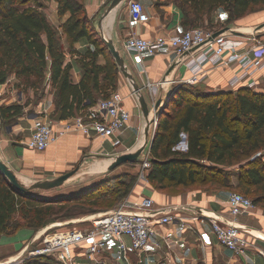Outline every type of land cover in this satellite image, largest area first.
<instances>
[{
	"label": "trees",
	"instance_id": "trees-1",
	"mask_svg": "<svg viewBox=\"0 0 264 264\" xmlns=\"http://www.w3.org/2000/svg\"><path fill=\"white\" fill-rule=\"evenodd\" d=\"M53 1L59 5L60 16L70 15L63 25L70 53L74 54V45L83 39L90 44L83 56L85 75L81 83L72 84L71 66H64L61 37L45 14L39 8L25 7L29 0H0V86L15 75L22 83L27 81L29 87L39 90L50 71L49 81L56 92V114L61 112L62 119L67 120L109 98L117 89L120 70L107 54L108 48L92 32V20L86 15L83 0ZM168 1L182 9L183 25L189 29L205 23L204 17L219 9L229 15L231 23L264 4V0ZM210 23L215 33L224 28ZM100 57L105 58V64H99ZM95 93L102 94V98L95 100ZM169 103L168 112L163 115L168 118L165 122L161 119L152 144L148 181L159 189L195 184L209 190L238 189L252 196L255 206L264 205V92L241 88L208 94L183 86ZM26 106L18 102L0 106L2 126L24 116ZM182 135L187 137L185 153L175 149ZM234 178L237 184H233ZM80 196L40 201L14 191L0 174V233L19 228L15 220L18 214L41 226L54 215L56 205L79 202Z\"/></svg>",
	"mask_w": 264,
	"mask_h": 264
},
{
	"label": "crops",
	"instance_id": "crops-1",
	"mask_svg": "<svg viewBox=\"0 0 264 264\" xmlns=\"http://www.w3.org/2000/svg\"><path fill=\"white\" fill-rule=\"evenodd\" d=\"M111 1L83 0L86 15L92 20V32L98 38L103 40L105 37L106 40L114 42L140 87H146L149 82H159L164 79L180 81L188 80L191 77L182 64L170 73V69L177 59L169 49L144 62L136 54L127 53L123 49L124 41L132 34L150 39L158 35L177 36L189 30L183 25L184 13L177 4L168 0H139L146 7L151 20L143 25H133L128 14L130 0H127L111 16L104 19V14ZM47 6L46 9L42 8L40 11L45 14L49 24L60 35L65 51L64 66H71L70 79L72 84L78 85L85 75L83 56L90 48V44L86 39L81 40L74 45L75 52L71 54L67 37L63 32V25L70 15L60 16L59 5L53 0H50ZM228 17L226 12L219 9L210 16L206 15L204 22L216 20L218 25L224 26L220 31L228 29L224 34L237 38L255 36L264 45V4L253 7L237 21L229 23ZM220 20H223L224 23L222 24ZM43 38L46 41V37L43 36ZM99 64H105L104 57L99 58ZM204 70L205 77L202 83L194 86L186 83L165 85L160 88L156 102L162 100L161 106L167 107L177 90L183 86L194 87L208 94L236 91L243 88L232 89L229 86L231 80L240 72L238 65L217 67L206 65ZM50 74V71L46 74V82L43 85L44 92L38 97L37 104L35 103L33 106L23 103L27 104L24 116L12 124L2 126L0 131V159L14 171L19 180L27 181L30 185L53 180L72 171L81 161H83L82 167L84 168L88 164L100 161L102 168L109 169L115 157L133 153L132 151L137 148L140 139L145 137L146 120L129 81L120 73L114 93L121 94L124 106L132 115L130 128L120 137L122 141L120 149L115 150L112 147L115 138L103 140L96 136L87 137L77 132L64 135L44 152L28 149L26 143L32 134L33 120L40 113L45 111L50 113L51 107H56V92L49 81ZM251 79L258 83V92H264V67L252 75ZM19 82L20 80L15 75H11L7 82L0 86V106L17 103L14 91ZM143 93L147 97L152 112L153 97L148 89H145ZM100 98H102V94L95 93V100L98 101ZM166 111L168 112V110ZM172 111L174 108L169 113L172 114ZM151 115H154L153 112ZM167 116H163L162 121L165 122ZM60 127V124L56 125L57 130ZM182 136L186 137V135ZM124 149H130V152L127 153ZM138 166H141V163ZM140 168L134 175L138 181L133 186L130 199L150 198L155 202L157 208H165L169 210L168 212L185 217H191L196 213L208 210L228 213L229 197L232 190H209L198 187V184L159 189L148 181L149 171L141 174ZM233 184H237V178H234ZM58 198H62V196ZM15 220H17L16 217ZM239 223L244 227L246 238L250 244L247 255L242 261H234L232 253L218 242L212 226L206 220L201 219L199 222L193 223L192 231L185 233L177 227L169 225L160 227L159 235L152 239L144 264H264V208L259 205L255 206L251 213L239 218ZM18 233L9 236L3 235L0 238V261L11 257V253L16 252L23 243L24 239ZM167 238H169L168 242H166Z\"/></svg>",
	"mask_w": 264,
	"mask_h": 264
},
{
	"label": "built area",
	"instance_id": "built-area-1",
	"mask_svg": "<svg viewBox=\"0 0 264 264\" xmlns=\"http://www.w3.org/2000/svg\"><path fill=\"white\" fill-rule=\"evenodd\" d=\"M128 14L133 25H143L151 20L146 7L138 0H130ZM214 34L209 29L196 27L172 37L158 35L145 39L132 34L124 41L125 52L136 54L142 62L169 49L191 75L188 80L164 79L142 87L143 92L145 89L150 91L154 105L160 88L165 85L202 83L206 65H238L240 72L231 80L230 88L243 87L258 92V83L251 77L264 67V45L255 36L237 38L221 34L214 38ZM14 92L16 102L23 103L25 93L18 88ZM131 119L121 94L116 92L80 115L60 123H54L47 111L40 113L33 120L26 147L44 152L64 135L77 132L103 140L115 138L112 147L117 150L122 147L120 137L130 128ZM58 124L61 127L57 130ZM158 128L157 123L151 125L152 137ZM124 151L128 153L130 149ZM151 160V150H146L141 157V174L150 171ZM254 209L253 201L240 193L230 194L227 214L208 210L191 217L157 208L150 198L133 200L128 197L110 212L89 218L91 224L86 229L52 234L49 233L51 228L45 229L44 238L40 233L25 245L23 251L0 261V264H25L27 259L47 257L57 264H144L152 239L159 235L160 227L169 225L185 233L192 231L193 223L201 219L212 226L218 242L232 253L234 261H242L250 244L239 218Z\"/></svg>",
	"mask_w": 264,
	"mask_h": 264
},
{
	"label": "rangeland",
	"instance_id": "rangeland-1",
	"mask_svg": "<svg viewBox=\"0 0 264 264\" xmlns=\"http://www.w3.org/2000/svg\"><path fill=\"white\" fill-rule=\"evenodd\" d=\"M49 1L50 0H29L28 4L25 7L33 6L39 9H46V7H48L47 4ZM220 21L222 22V24L224 23L223 20ZM217 24L218 22L214 20L215 27L217 26ZM198 27L212 30L210 21L202 23L198 25ZM102 43L107 49L106 41L104 39L102 40ZM108 54L111 56L110 52H108ZM120 75L122 76L121 73ZM45 82L46 79L44 80L39 90H37L29 87V83L27 81L25 82V84L20 81L17 88L23 89L25 91V99L23 103H29L33 106L35 105V103L37 104V102L39 101L38 97H40L44 92L43 85ZM5 95L7 96L8 94ZM173 113L174 111H172V114ZM56 115V107H51L49 116L54 118L56 117ZM152 139V135H149L150 143ZM144 141L145 138H141L139 145L132 152H135L137 149H139ZM175 149L176 151H179L181 153L186 152L184 136H182L181 143ZM147 150H150L149 147ZM140 162L141 159L139 163ZM139 163L126 164L113 171H110L107 168H102L100 166V161H95L94 163L86 165L85 168L82 167L80 172L76 174L72 179H70L62 188L48 192H34V195H32L34 199H38L40 201L43 200L45 202L50 199H56L59 196H66L65 198H70L78 195H81L79 198H77L81 199V201H67L64 207L56 205L54 215L50 218H47L48 220L41 226L38 225L36 221H32L31 218L25 220L21 215L18 214L16 216V224L20 225L19 228L10 233L0 234L1 238L3 235L9 236L10 234L19 232L18 234L21 235V237L24 239L23 243L19 246V249L16 252L11 253L10 256L23 251L25 245L30 240H32L40 233L42 235L43 231L47 228H51V230H49V233L51 234L58 231L65 232L71 230H83L90 226L91 221L88 220L89 218L100 216L113 210L120 201H123L125 198L130 197L131 192L134 189L133 186L138 181V178L134 175L136 174L137 169L141 167L138 166ZM21 183L26 187L31 186L27 181L22 180ZM198 187L201 186L198 185ZM85 189H90L88 194H83ZM126 191H130V193L125 194L124 196V193H126ZM231 193H240L247 196L245 193L238 189L232 190ZM247 197L252 199V196ZM261 207L264 208V205H261ZM42 238H44V236ZM42 238L40 240H42ZM25 257L27 259V255H25ZM25 264H57V262L52 258L47 257L27 259Z\"/></svg>",
	"mask_w": 264,
	"mask_h": 264
},
{
	"label": "water",
	"instance_id": "water-1",
	"mask_svg": "<svg viewBox=\"0 0 264 264\" xmlns=\"http://www.w3.org/2000/svg\"><path fill=\"white\" fill-rule=\"evenodd\" d=\"M126 1L127 0H113L106 9V12L104 14V19L111 16V14L114 13L116 10H118L121 7V5H123ZM227 30L228 29L215 33L214 38L218 37L221 34H224L225 32H227ZM103 39H105V37H103ZM105 41H106V45H107V48H108L111 56L115 60L117 66L120 70V73L124 76V78H126L129 81V83L133 89V92L138 99L141 112H142V114L146 120L144 143L142 144V146L139 149H137L133 153L124 154V155L115 157L111 167L109 168L110 171H113V170H115V169H117V168H119L125 164H138L142 155L148 149V147L151 150L152 144H153L155 136H156V135L153 136V139L150 143L149 135H150L151 125H153L154 123H157L158 126H160L161 119H162L165 111L167 110V107L166 106L162 107L161 106L162 100H159L153 106L152 112L154 115H151L152 112L150 110V106L148 104L147 97L143 93V89H142V87L139 86L134 75L132 73H130L120 51L117 49L116 45L114 44V42L112 40H106L105 39ZM179 65H181V62L177 61L171 67L170 73ZM62 120L63 119H62V113L61 112H59L56 115V117L53 118L54 123H60ZM1 128H2V124L0 125V131H1ZM186 140H187V138L184 137L185 148H187ZM82 163H83V161H81L72 171H70L66 174H63V175H61V176H59L53 180H47V181H41V182L34 183L30 187L24 186L21 183V181L18 179V177L15 175L14 171H12L8 167V165L6 163H4L1 159H0V174H2L7 179V181L10 183V185L12 186L14 191H16L20 194H23V195H34V192H48V191H52V190L62 188L70 179H72L76 174H78L80 172L81 167H82ZM65 197L66 196H62V198H65Z\"/></svg>",
	"mask_w": 264,
	"mask_h": 264
}]
</instances>
